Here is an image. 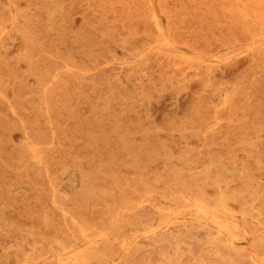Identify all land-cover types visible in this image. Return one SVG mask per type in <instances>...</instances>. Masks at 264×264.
<instances>
[{
  "label": "rangeland",
  "instance_id": "rangeland-1",
  "mask_svg": "<svg viewBox=\"0 0 264 264\" xmlns=\"http://www.w3.org/2000/svg\"><path fill=\"white\" fill-rule=\"evenodd\" d=\"M0 264H264V0H0Z\"/></svg>",
  "mask_w": 264,
  "mask_h": 264
},
{
  "label": "bare ground",
  "instance_id": "bare-ground-1",
  "mask_svg": "<svg viewBox=\"0 0 264 264\" xmlns=\"http://www.w3.org/2000/svg\"><path fill=\"white\" fill-rule=\"evenodd\" d=\"M37 154H38V152H37ZM220 203V202H219ZM213 206V205H212ZM216 206V205H215ZM230 207V206H229ZM223 209V211H228L227 210V208H222ZM231 210H232V208H231ZM234 217V216H233ZM211 223L213 224V225H216V224H219L220 223V219L216 216V215H213L212 216V219H211ZM209 225V224H208ZM227 226V225H226ZM146 227V226H145ZM210 227V226H209ZM165 233V232H164ZM141 247V246H140ZM139 249V248H138ZM162 249V248H161ZM140 250V249H139ZM155 254V253H154ZM251 260V259H250Z\"/></svg>",
  "mask_w": 264,
  "mask_h": 264
}]
</instances>
